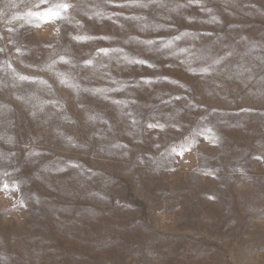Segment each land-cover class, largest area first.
Listing matches in <instances>:
<instances>
[{"label": "clouds", "instance_id": "obj_1", "mask_svg": "<svg viewBox=\"0 0 264 264\" xmlns=\"http://www.w3.org/2000/svg\"><path fill=\"white\" fill-rule=\"evenodd\" d=\"M22 122L36 133L22 138ZM177 157L194 184L215 185L202 199L228 193L226 211L234 196L264 219V0H0V211L43 210L58 237L91 236L96 251L132 230L144 237L134 256L169 264L115 190L121 175H171ZM116 212L137 215L125 227L109 223ZM55 243L0 232V264H45Z\"/></svg>", "mask_w": 264, "mask_h": 264}, {"label": "rangeland", "instance_id": "obj_2", "mask_svg": "<svg viewBox=\"0 0 264 264\" xmlns=\"http://www.w3.org/2000/svg\"><path fill=\"white\" fill-rule=\"evenodd\" d=\"M93 27L94 31H104L98 26ZM106 28L111 30L112 26L106 25ZM109 29L106 31H110ZM26 41L38 47L47 42L46 37L36 34L27 36ZM144 71L148 73L147 69ZM19 131L23 138L29 133L35 134L37 130L30 123L22 122ZM225 134L233 143L241 145L250 139L236 130L226 131ZM110 166L117 174L123 171L119 162H113ZM173 166L177 171L171 175L152 178L141 175L139 179L134 175H121L122 186L115 190V195L122 200H130L139 206V215L152 229L153 236L164 238L165 245L172 253L169 264H264V219L242 213L234 196L231 209L226 211L229 205L228 193L224 194L220 204L207 202L200 194L215 187L213 182L194 184L190 173L186 171L190 165L179 157L173 162ZM137 183H142L143 189H137ZM158 189L163 191L158 194ZM136 215L116 212L109 223L119 222L127 227ZM44 216L46 213L40 210L33 213L30 219L20 221L11 218L7 212L0 211V232L42 234L54 239L56 243L51 247L55 250L45 255V264H144L143 256L133 255L137 251H143L144 237L140 233L129 230L124 234L122 245L96 251L90 244L91 236L80 237L75 234L74 238L68 239L66 234H61L57 237L54 223L50 218H41ZM233 219L236 223L230 224ZM85 239L89 243H84ZM59 242L63 245L58 244ZM193 250L196 254L203 251L204 255L197 259Z\"/></svg>", "mask_w": 264, "mask_h": 264}, {"label": "bare ground", "instance_id": "obj_3", "mask_svg": "<svg viewBox=\"0 0 264 264\" xmlns=\"http://www.w3.org/2000/svg\"><path fill=\"white\" fill-rule=\"evenodd\" d=\"M109 27V26H108ZM94 28V27H93ZM107 29H109V28H106V26H105V28H104V31H106ZM95 30V29H94ZM110 30V29H109ZM99 31V30H98ZM97 31V32H98ZM235 132V131H234ZM241 135V134H240ZM233 138H235V137H233ZM243 139V138H242ZM241 140V139H240ZM122 214V213H121ZM114 218V217H113ZM110 221V220H109ZM123 221V220H122ZM112 222H113V220H112ZM49 224H50V222H48ZM116 223V222H115ZM119 223V222H118ZM50 226H51V224H50ZM52 228V227H51ZM55 228V227H54ZM47 229V228H46ZM55 232V231H54ZM43 233V232H42ZM48 233V232H47ZM56 233V232H55ZM56 236H57V233H56ZM55 236V237H56ZM58 237V236H57ZM63 238V237H62ZM64 239V238H63ZM88 239V238H87ZM126 241V240H125ZM63 243H64V241H63ZM73 243V242H72ZM58 244H61V245H63L62 244V242L60 243H58ZM69 245H70V243H69ZM56 246V245H55ZM66 246H67V244H66ZM74 248V247H73ZM81 248V247H80ZM62 250V249H61ZM88 250V249H87ZM81 251V250H80ZM82 251H83V249H82ZM62 252H63V250H62ZM62 252H60V253H62ZM84 252V251H83ZM97 253H99V252H97ZM66 255V254H65ZM97 255V254H96ZM99 255V254H98ZM70 257V256H69ZM97 257V256H96ZM52 258V257H51ZM71 258H72V256H71ZM52 262V261H51Z\"/></svg>", "mask_w": 264, "mask_h": 264}]
</instances>
